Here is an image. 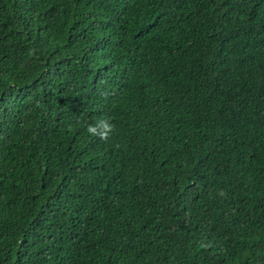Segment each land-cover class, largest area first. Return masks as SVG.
<instances>
[{"label":"trees","instance_id":"1","mask_svg":"<svg viewBox=\"0 0 264 264\" xmlns=\"http://www.w3.org/2000/svg\"><path fill=\"white\" fill-rule=\"evenodd\" d=\"M0 264H264V0H0Z\"/></svg>","mask_w":264,"mask_h":264},{"label":"clouds","instance_id":"2","mask_svg":"<svg viewBox=\"0 0 264 264\" xmlns=\"http://www.w3.org/2000/svg\"><path fill=\"white\" fill-rule=\"evenodd\" d=\"M114 130V125L110 123L108 118L98 119L94 124L86 127L88 134L99 139H107Z\"/></svg>","mask_w":264,"mask_h":264}]
</instances>
